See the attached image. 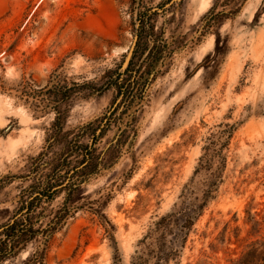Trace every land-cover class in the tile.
Returning a JSON list of instances; mask_svg holds the SVG:
<instances>
[{
  "label": "rangeland",
  "instance_id": "374dc122",
  "mask_svg": "<svg viewBox=\"0 0 264 264\" xmlns=\"http://www.w3.org/2000/svg\"><path fill=\"white\" fill-rule=\"evenodd\" d=\"M216 13L224 17L207 27ZM146 15L158 38L141 42L144 57L160 50L165 59L145 93L125 99L109 88L83 98L85 90L69 102L64 131L95 122L101 133L115 114L95 145L115 164L81 187L85 202L98 201L99 216L86 206L68 219L44 264H132L154 242L144 238L178 201L222 122L238 124L224 182L167 264H229L249 240L247 211L264 210V0H0V181L24 173L54 120L12 89L22 82L45 88L55 72L68 84L103 85L108 72L128 66ZM0 184L1 223L27 183ZM33 250L3 264H22Z\"/></svg>",
  "mask_w": 264,
  "mask_h": 264
},
{
  "label": "trees",
  "instance_id": "16d2710c",
  "mask_svg": "<svg viewBox=\"0 0 264 264\" xmlns=\"http://www.w3.org/2000/svg\"><path fill=\"white\" fill-rule=\"evenodd\" d=\"M223 15H212L207 27L219 24ZM147 16L139 19L138 42L128 66L123 72H119V69L108 72L109 77L103 85H95L92 81L68 84L55 72L45 88L33 89L31 84L22 82L12 89L18 99L29 105L35 113L53 112L54 120L47 130L46 145L36 157L28 161L24 173L1 180L4 184L21 179L27 185L20 187L14 209L6 221L0 223V264L17 257L29 245H33L34 250L22 264H44L53 236L63 229L68 219L86 206L92 214L99 216L97 209H94L98 201L85 202L81 187L90 178L115 164L106 155L101 157L95 147L105 127L109 128L114 123L115 114L107 118L101 133L97 131L102 123L95 122L75 128L76 132L64 131L68 105L85 90L89 93L82 95L83 98L99 96L109 88H115L117 94L125 99H133L132 92L139 89L145 93L150 77L158 73L157 68L165 59L160 50H154L144 57L146 49L141 48V42L152 37L158 38L153 26L145 27L147 20H150ZM237 127L236 123L222 122L213 128L205 139L202 153L178 201L170 212L154 222L153 228L144 238H152L154 242L148 244L132 264H145L146 258L151 259L153 264H167L179 256L193 225L218 196L219 187L224 182L226 152ZM89 135H92L91 143H83ZM57 146H60L59 149L54 151ZM58 198L60 201L54 206ZM245 224L249 227V240L229 264H264V210L253 213L247 211Z\"/></svg>",
  "mask_w": 264,
  "mask_h": 264
},
{
  "label": "bare ground",
  "instance_id": "6f19581e",
  "mask_svg": "<svg viewBox=\"0 0 264 264\" xmlns=\"http://www.w3.org/2000/svg\"><path fill=\"white\" fill-rule=\"evenodd\" d=\"M205 5H206V3L202 4V6H205Z\"/></svg>",
  "mask_w": 264,
  "mask_h": 264
}]
</instances>
